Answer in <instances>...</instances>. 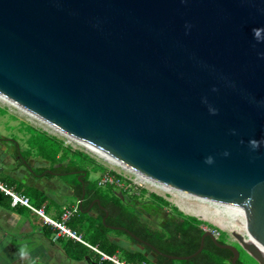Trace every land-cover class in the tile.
I'll use <instances>...</instances> for the list:
<instances>
[{
	"label": "water",
	"instance_id": "1",
	"mask_svg": "<svg viewBox=\"0 0 264 264\" xmlns=\"http://www.w3.org/2000/svg\"><path fill=\"white\" fill-rule=\"evenodd\" d=\"M0 95L135 172L245 213L254 241L233 236L264 264V0H0ZM106 225L174 260L208 237L238 264L240 248L209 229L174 256Z\"/></svg>",
	"mask_w": 264,
	"mask_h": 264
},
{
	"label": "crops",
	"instance_id": "2",
	"mask_svg": "<svg viewBox=\"0 0 264 264\" xmlns=\"http://www.w3.org/2000/svg\"><path fill=\"white\" fill-rule=\"evenodd\" d=\"M28 128L33 127L26 126L17 115L0 110V180L25 195L33 207L43 210L44 215L59 219L64 208L79 200L85 201V194L80 197L74 181L67 178L69 173L60 170L63 162L61 165L40 153ZM91 207L84 211L80 208L68 225L80 233L84 241L94 245L87 238V230L96 225L99 211ZM136 213L143 222L157 228L168 220L170 211ZM125 236L108 233L109 240L121 249L145 253L143 245ZM22 245L30 250L36 264H110L108 261L101 262L98 255L80 241L63 235L55 238V229L45 223L42 215L24 205L13 206L10 198L0 192V264H25L17 253ZM114 254L121 255L125 260L121 251ZM147 257L155 262L153 253H148Z\"/></svg>",
	"mask_w": 264,
	"mask_h": 264
},
{
	"label": "trees",
	"instance_id": "3",
	"mask_svg": "<svg viewBox=\"0 0 264 264\" xmlns=\"http://www.w3.org/2000/svg\"><path fill=\"white\" fill-rule=\"evenodd\" d=\"M32 140L39 146L40 153H42L43 156L53 159L56 163H60L61 165L62 162H65L60 170L66 166L63 170L69 174H75L76 176L79 171H83L85 173V176H80L82 181L76 179L74 180L76 192L80 197L82 195V183L85 185V201L81 211H84L88 207L92 199H99L101 204L108 209L106 224L125 228L166 255L187 256L193 254L198 249L201 235L204 232L202 225H207L208 227L218 231V241L221 243L226 242L225 232L214 228L211 224L204 222L195 216H190L181 212L176 207H172L174 211L169 213L168 220L166 222H164L160 227L152 228L140 219L128 201L122 200L119 195L116 194L114 186L106 185L105 190H102L101 187L98 186V180H94L93 182L88 180L89 171L86 169L87 164L91 163V168L94 171H104L105 169L101 165L95 163V161L87 154L79 150L72 149L70 146H65L62 140L55 136L48 135L45 131L34 129L32 131ZM66 149L70 152H66ZM76 154L79 157H75ZM121 191V196L128 199L134 198L137 201L143 199V196L146 193L145 190H141L140 194L127 195L129 190L121 189ZM148 200L152 205L160 209L169 206V202L167 200L153 193L149 194ZM94 210L99 211V216L97 218L96 225H92L90 228L88 227L87 238L94 245H97L101 250L108 254H114L116 251H121L125 260L130 263L231 264V252L228 249L217 247L208 237L205 239L202 251L187 260H174L166 257L165 255H157L151 250V248L133 239L126 233V231L117 230L120 233L126 234L132 242L143 245L145 253L137 251L130 252L121 249L108 238L110 229L106 224L102 223V218L105 216V212L99 207L94 208ZM148 253H153L155 255V262H151V260L147 257ZM237 263L257 264V262L241 248Z\"/></svg>",
	"mask_w": 264,
	"mask_h": 264
},
{
	"label": "rangeland",
	"instance_id": "4",
	"mask_svg": "<svg viewBox=\"0 0 264 264\" xmlns=\"http://www.w3.org/2000/svg\"><path fill=\"white\" fill-rule=\"evenodd\" d=\"M0 110L1 111L5 110V111H8L9 113H13L14 115H17V117L23 123H25L26 126H29V127L32 126L33 128H36L37 130L45 131L48 135L55 136L58 139L63 140L66 143L69 142L65 145L70 146L72 149L79 150V151L87 154L89 157H91L95 161V163L104 167V169H105L104 171H100V170L94 171L91 168L92 164L91 163L87 164L86 169L89 171L88 172L89 173V175H88L89 181L93 182L94 180H98L103 175H105L106 173H109L110 175H112L113 173L117 174V172L125 174L127 176L126 180L129 183V186L127 188V190L129 189V191L127 192V195L140 194L141 190H145V192H146L145 195L143 196L144 198L141 199L140 201H137L134 198H132L131 201L129 202L130 205H134L135 203H137V204H135V206L139 207L140 206L139 204L141 202H143V203L149 202V200H148L149 194L153 193V194H156V195L164 198L165 200H167L169 202V206L163 208L164 211L172 212V211H174L172 207H176L178 210H180L181 212H183L187 215L195 216V217L199 218L200 220L211 224L212 226H214V228H217L218 230L225 232L226 233L225 234L226 242L232 243L235 246H237L238 248H240V247L237 243V239L233 236V232L242 233L246 236V238L249 236V233L246 234L244 232V230L222 228L219 224V223H223V224H227V225L236 224L238 226L245 228L246 227V225H245L246 215H242V214H234V215H226L225 214L224 215V213L222 211H215L214 205H212L210 203L201 201L200 199H197V198H194L188 194L182 193L179 190L174 189L173 187L162 186V185L156 183L155 180H153V179L151 180L147 176H144V175L137 173V172H134V171H127L125 169V167L120 168L119 166H115L113 164H110L107 161H105L104 158L100 154L93 153L91 151H87L84 147L77 144L76 141H74V140H72L66 136L58 135L52 128H50L46 124L38 121L35 118L30 117L28 114L24 113L23 111L19 110L18 108L14 107V106L3 103L2 101H0ZM28 130H32V129L28 128ZM65 151L68 152L69 150L66 149ZM75 157H79V156L76 154ZM63 163H65V162H63ZM65 168H66V166L63 169H65ZM67 178L71 179L73 181L75 179L80 181V179H81L79 175L75 176V174H68ZM100 187L102 190H105L106 186H100ZM114 190L119 196L122 195L121 189L115 187ZM180 206H183L184 208L188 209L189 212L182 210L180 208ZM155 207L154 206L152 207V208H154V210H152V211H155V210L157 211L158 207L157 208H155ZM147 208H149V207H147ZM202 228L211 230L217 238L219 237V232L216 231L215 229H212V228L208 227L207 225H202ZM109 233H116L117 235H119L123 238H126L125 234L120 233L118 231L111 230V231H109ZM118 256L121 259H123V257L121 255H118Z\"/></svg>",
	"mask_w": 264,
	"mask_h": 264
},
{
	"label": "built area",
	"instance_id": "5",
	"mask_svg": "<svg viewBox=\"0 0 264 264\" xmlns=\"http://www.w3.org/2000/svg\"><path fill=\"white\" fill-rule=\"evenodd\" d=\"M67 143L64 142V144ZM126 179L127 176L120 172H117V174H112V175L106 173L99 179L98 185L99 186L112 185L119 189L127 190L129 183L127 182ZM0 192H2L3 194L7 195L10 198L11 204L13 206H16L18 204L24 205L30 210L42 215L44 217L45 223L49 224L53 229H55V238L63 235L73 240L84 243L87 247H89L98 255L101 262L108 261L110 264H132L124 259H121L117 254H108L103 250H101L97 245H92L84 241L82 235L68 225V222L80 211L79 201L67 208H64L60 214L59 219H52L44 215L42 209L33 207L30 204L29 199L25 195H22L21 193L15 191L12 187H10L8 184L4 183L1 180H0ZM140 264H147V263L141 262Z\"/></svg>",
	"mask_w": 264,
	"mask_h": 264
},
{
	"label": "bare ground",
	"instance_id": "6",
	"mask_svg": "<svg viewBox=\"0 0 264 264\" xmlns=\"http://www.w3.org/2000/svg\"><path fill=\"white\" fill-rule=\"evenodd\" d=\"M0 101H2L3 103H6V104H8V105H11V106H14V107H15V105H14L11 101H9L8 99H6V98L3 97L2 95H0ZM16 108H17V107H16ZM19 110L23 111L22 109H19ZM23 112L26 113V114H28L30 117L36 119V116H35V115L30 114V113H28V112H26V111H23ZM37 120L40 121V122H42V123H44V124H46V125L49 126L50 128H52V129H53L58 135L65 136L63 133H61L60 131H58V130L55 129L54 127L48 125V124L45 123L44 121H41V120H39V119H37ZM44 124H43V125H44ZM47 128H48V127H47ZM74 141H76V140H74ZM76 143L80 144V145H81L82 147H84L87 151H91V152H93V153H98V154H100V155L104 158V160L107 161V162L110 163V164H113V165H115V166H119L120 168L125 167V169H126L127 171H133L130 167H128L127 165H125V164L122 163L121 161L117 160L116 158H114V157L108 155L107 153H105V152H103V151H101V150H99V149H97V148H95V147H92V146L86 145V144H84V143H81L80 141H76ZM134 172H135V171H134ZM137 173H139V172H137ZM140 174H141V173H140ZM142 175H143V174H142ZM144 176H145V175H144ZM139 177H140V176H139ZM151 180H152V179H151ZM156 183H158V184H160V185H162V186H165V187H169V185H166V184H163V183H160V182H157V181H156ZM98 186H99V185H98ZM170 187H171V186H170ZM166 191H167V190H166ZM180 192H182V191H180ZM182 193L188 194V195H190V196H192V197H194V198L200 199L201 201H204V202H207V203H210V204L214 205V207H215V211H222V212L224 213V215H225V214H226V215H234V214H242V215H245V213H243V212H241L240 210L235 209V208H233V207H230V206H227V205H222V204L216 203V202H214V201H212V200H209V199H206V198H203V197L197 196V195H192V194H189V193H186V192H182ZM180 208H181L182 210H184V211L189 212L188 209L184 208L183 206H180ZM219 224H220V226H221L222 228L244 230V232H245L246 234L249 233V231L247 230V227L244 228V227L238 226V225H236V224H229V225H227V224H223V223H219ZM247 239H248L249 241H254V239H253V237L250 235V233H249V236L247 237Z\"/></svg>",
	"mask_w": 264,
	"mask_h": 264
},
{
	"label": "clouds",
	"instance_id": "7",
	"mask_svg": "<svg viewBox=\"0 0 264 264\" xmlns=\"http://www.w3.org/2000/svg\"><path fill=\"white\" fill-rule=\"evenodd\" d=\"M183 2V0H181ZM186 27H191L189 24H185ZM210 114L215 115L217 112V109L211 108L209 109ZM249 144L255 148L257 146V142L255 140H250ZM225 156L228 155V152L225 151L223 153ZM204 162L206 164H212L213 163V157L211 155L205 157ZM18 256L21 258V260L25 261V264H36V261L31 257L30 250L26 246H20L17 249Z\"/></svg>",
	"mask_w": 264,
	"mask_h": 264
},
{
	"label": "flooded vegetation",
	"instance_id": "8",
	"mask_svg": "<svg viewBox=\"0 0 264 264\" xmlns=\"http://www.w3.org/2000/svg\"><path fill=\"white\" fill-rule=\"evenodd\" d=\"M117 194V193H116ZM118 195V194H117ZM122 200H124V201H128V202H130L131 201V199H128V198H126V197H124V196H119ZM97 200H99V199H97V198H94V199H92V201H90V203H89V205H88V207L86 208V209H88L90 206H92L91 208L92 209H94V208H96V207H99L101 210H103L104 211V209H102L101 207H100V205L102 206V207H104L102 204H101V201L99 200V202H100V205H99V203H97ZM79 202H80V208H81V206L83 205V203H84V200H79ZM140 203V202H139ZM138 203V204H139ZM82 204V205H81ZM135 204H137V203H135ZM135 204L134 205H132V207H133V210L134 211H152V210H154V208H152L154 205H152L150 202H147V203H143V202H141L139 205V207L138 206H135ZM147 207H149V208H147ZM155 207V206H154ZM105 208V207H104ZM152 208V209H151ZM155 208H157V207H155ZM106 209V208H105ZM107 211H108V209H106ZM164 211L163 210V208L162 209H158L157 208V211ZM156 211V210H155Z\"/></svg>",
	"mask_w": 264,
	"mask_h": 264
}]
</instances>
